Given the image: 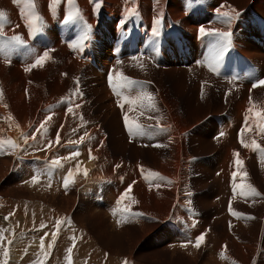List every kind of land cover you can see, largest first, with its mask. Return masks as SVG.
Masks as SVG:
<instances>
[{"label": "rangeland", "instance_id": "rangeland-1", "mask_svg": "<svg viewBox=\"0 0 264 264\" xmlns=\"http://www.w3.org/2000/svg\"><path fill=\"white\" fill-rule=\"evenodd\" d=\"M1 1L5 6L1 5ZM6 1L0 0V11L8 16L0 29V46L3 47L0 50L6 56L2 72L0 71L2 94L10 96L15 94V90H27L24 92L26 99L27 101L29 98L33 99L34 105L39 103L38 98L52 97L59 99L58 102L65 101L67 110L72 108V111L67 113V122L70 125L79 123V131L82 132H88L87 127H89L90 135L97 141H94L96 145H94V153L96 160L99 161L97 168L100 176L99 181L95 183L96 188L89 190L90 194H85L88 191H81L82 188L78 187L74 178L67 188L63 185L62 188L65 190L61 191L50 176L44 175V171L38 176L31 175L24 179L18 173L11 174L12 176L0 185V202L3 203L0 205V230H2L0 233L5 236L2 240H6L1 244L0 264H17L13 261L8 262L11 260L8 257L9 253L7 256L4 255L5 249L8 251L10 247L20 250V255L17 257L19 259L17 262L20 264H34V262L39 264V261H43V264H68L69 254L65 250L69 247L73 248L70 254L71 264H124L125 261L127 264L129 261L132 264H204L208 261L207 254L215 259L213 261L216 264H219L218 262L220 264H264V165L261 164V153L258 149L243 147L240 143L241 139L249 145L255 141L264 148V132L262 133L259 127V124L264 121L256 115L264 110V86L253 87L254 83L264 80V0H246L247 2L245 0H194L189 6H186L183 1L187 15L181 20V26L185 29L180 27L187 32L190 31L187 44L192 41L196 43V48L190 47L187 51L186 64L177 68L163 67L158 63V59L161 56V48L171 36L174 35L177 41L183 39L186 43L183 35L187 36L178 26L174 29L175 32H171V35L168 34L169 36L161 40L150 28L149 34L146 30H136L132 26L136 22L126 18L121 24L122 30L119 28L118 31L121 50L119 49V55L114 62L110 61L108 65V77L112 76L114 80L112 79L111 86L108 78L103 82L104 84L101 81L100 84L103 85L98 84L100 87H97L102 89L106 83H109L107 85L108 88L110 87L109 90L105 89L107 92L103 93H107L111 100L112 98L115 100H108L109 104L106 107H104L106 100L102 99V91L95 90L93 78L84 75L82 71L77 76L63 72V64L66 60L61 48L66 44L63 45L61 40L64 42L65 38L72 33L71 31L77 29V25L60 20L58 18L60 11H54V17L57 20L53 18L42 23L41 18L44 13H40L37 6L30 7L27 0ZM228 8L231 12L227 11ZM237 9L241 10L236 12ZM30 12H34L40 18L36 21L39 25L35 33L28 31L30 29H27L28 26L25 25L27 14ZM223 13H228V16H224ZM135 26L138 27V25ZM188 27L191 28L187 29ZM201 29L204 30L203 33ZM221 33L230 35L225 38L220 35ZM139 35L148 38H144V44H141L145 51L149 50L148 59L143 57L145 55L139 57L146 58L145 60L136 59L135 61V58H123V54L134 56L132 46L138 45V42L135 44L134 42L138 41ZM13 36H19L21 42L13 41L11 39ZM244 40L248 47L246 50H250L247 56L240 51ZM251 48L254 49L251 50ZM45 52H48L50 59L46 60L42 67L37 66L25 71L31 63H35L37 57ZM34 53L36 57L33 56ZM191 54L193 56L196 54V60L191 59ZM254 57L262 60L261 65L259 59L253 62ZM137 60H139L138 63ZM121 61H123L122 65ZM249 61H251V70L245 73L243 64ZM128 62L131 63L127 64ZM58 67L65 75L64 77L60 75ZM236 67H238L240 78H237L233 72ZM118 72L124 77L129 76L128 80L131 82L126 83V89L125 86L119 87L125 82L118 81ZM243 74L246 77H242ZM183 77L185 79H182ZM116 87L119 88L116 90ZM38 93L41 97H38ZM148 96L152 99L149 100ZM117 101H120L119 104ZM250 108L253 111H248ZM10 109L16 115L21 114L19 108L12 106ZM125 117L128 118L129 125L132 127L131 131L129 126H126ZM137 124L141 126L139 129L135 127ZM246 124L249 125V131L244 128L247 127ZM254 124H257L259 129ZM235 125L241 127L236 129ZM64 144L70 147L73 144L72 138L69 137ZM68 152L71 153L67 155L71 156L73 150ZM234 152L238 153V158L243 161V166L240 168L235 163L237 157H232ZM5 158L0 155V159ZM74 159L78 158L74 157ZM55 160L56 158L48 163L47 166L52 165L50 167L52 170L49 171L55 170ZM72 162L68 161L65 164L67 175L69 168L72 169V166L69 167ZM227 164L233 166L235 164L234 170L225 172L223 167ZM234 172L237 173L236 176H233ZM153 173L158 175L153 176ZM244 173L247 175L245 176ZM40 176L46 179L39 180ZM33 177H37L38 180L33 182ZM61 180L63 181L64 178ZM106 180H112L111 188L118 190V192L115 191L118 198L116 201L106 198L108 186V182L104 184ZM21 183H25L29 188L24 193L20 189ZM241 184H251L260 195L245 198L240 194L239 187L234 194L233 186ZM47 189L49 192H46ZM41 192L43 195H40ZM50 194L55 197L51 198ZM33 199L40 202L37 203ZM8 207L10 210L7 209ZM41 207L43 210L49 207L51 215L56 212L54 219L51 217V222L39 221ZM230 207L232 212L243 215L234 216L230 212ZM18 210L25 213L31 219V223L26 222L28 218L24 219ZM33 210H39L38 214ZM10 212H12L11 216ZM33 214L35 216L37 214V218ZM57 220H62L60 227L63 229L57 230L54 227ZM41 224L45 227H41ZM28 225H30L29 231L32 229V232H27ZM41 228L47 229L49 234H43ZM189 228H194L198 232L201 229L200 233L205 234L203 242L206 246L203 242L199 247L194 246L197 239L189 238ZM53 230L57 232L58 240H55L53 247L48 249L46 245L52 238ZM227 231L229 234L225 233ZM20 233L23 235L25 233V239ZM14 234H17V238L19 236L21 242L11 246L9 240L12 241ZM177 235L178 238H176ZM42 236L45 247L41 251ZM73 237H76L74 247ZM174 239H179L180 243L185 245L180 250L195 249L196 260L191 261L179 253L178 248L175 249L171 244L172 241L175 243ZM35 244H37L35 249L38 256L30 261L29 257L33 255L28 250ZM220 248L221 251L215 253ZM236 248L238 251L244 249L243 253L240 252L241 257L239 252L238 254L235 252ZM23 252H25L24 255ZM33 254L35 255L36 252ZM213 261L209 260V264H213Z\"/></svg>", "mask_w": 264, "mask_h": 264}, {"label": "bare ground", "instance_id": "bare-ground-1", "mask_svg": "<svg viewBox=\"0 0 264 264\" xmlns=\"http://www.w3.org/2000/svg\"><path fill=\"white\" fill-rule=\"evenodd\" d=\"M6 1V0H5ZM14 1V0H13ZM19 1H25V0H19ZM33 3H35L37 6V9H39L40 13H44V16L42 15L41 18V22L45 23L49 20H53L54 17V11L58 12L60 11V14L58 15V18L62 21H65V18L68 14H73L74 15V19H72L71 21L68 22H72L74 24L77 25V29L74 31H71L72 33L65 38L64 42L63 40L62 43L63 46L62 48L65 50H63L61 47V50L63 52L64 55V60H66V62H64L63 64V72L72 74L77 76L78 73L80 71H82L84 73V75L86 76H90L91 78H93L94 80V85L96 86L95 90L99 91L101 90L102 93L103 92H107L106 90H109L108 86L109 83H106V85H104L102 87V89L97 88L100 87V85H103L109 77H108V72H109V63L111 61L114 62V60L116 59L117 55H119V49L121 50V44H119V40H120V35L118 33L119 28L123 25L124 21L126 18H129L132 21H135L136 23H133V28H135L136 30H146L148 32V34L150 33L149 31H153L154 34H156L157 37H159V39H165L167 36L171 35V32L174 31V29H176V26H178L180 28V30L187 36L184 37V39L186 40V43L180 39H178V41L176 40L175 36H171L170 38L167 39V43L163 46V48H161L160 50V55L159 59H158V63L161 64V66L165 67H171L174 68L177 66H182L185 63V61L188 58V50H190V47H192V49L196 48L195 44L190 41V44H187V39H189L190 37V31H185L181 26V20L183 18L186 17L187 12L186 10H184V5L186 4V6L190 4L191 1L194 0H72V3H69V0H57V2L52 3V7L50 8V0H32ZM185 2V4L183 5L182 2ZM246 1V0H245ZM249 1V0H248ZM7 2V1H6ZM211 2V1H210ZM215 2V1H214ZM212 2V3H214ZM247 2V1H246ZM13 3V2H11ZM17 3V2H16ZM21 3V2H20ZM19 4V3H18ZM24 4V3H23ZM22 4V5H23ZM208 4V3H207ZM1 5H4V2L1 1ZM13 5V4H12ZM20 5V4H19ZM5 6V5H4ZM16 7L18 8L17 4ZM15 7V8H16ZM219 7V6H218ZM7 8V7H6ZM12 8V7H11ZM215 8V7H213ZM4 10V9H3ZM22 10V9H20ZM241 9H237V11H239ZM257 10V9H256ZM17 11V10H16ZM228 12H231L230 8H228L227 10ZM258 11V10H257ZM20 12V11H19ZM17 12V14L19 13ZM214 12V11H213ZM7 13V12H6ZM22 13V12H21ZM8 14V13H7ZM11 14V13H10ZM15 14V15H17ZM14 16V15H12ZM8 16H6L7 19ZM19 17V16H18ZM23 18V17H22ZM19 19V18H18ZM25 19V18H24ZM40 19V18H39ZM141 19V20H140ZM11 20V18L9 19ZM20 20V19H19ZM54 20H57L56 18ZM159 21V23H155V21ZM248 20V19H247ZM22 21V20H21ZM16 22V21H15ZM51 22V21H50ZM54 23V21H52ZM248 22H251V20H248ZM9 23V22H8ZM12 24V23H11ZM50 24V23H49ZM21 25V24H19ZM27 25V24H25ZM39 25V23L37 24L35 21V27L37 28ZM45 25V24H44ZM135 25H138V27H136ZM15 26V23H14ZM17 26V25H16ZM22 26V25H21ZM143 26V27H141ZM183 28H181V27ZM13 27V26H12ZM46 27V26H44ZM142 29H140V28ZM11 28V27H10ZM151 30H150V29ZM191 27H188L187 29H190ZM250 28H252V26L250 25ZM29 29V27L27 28ZM38 29V28H37ZM121 29V28H120ZM5 30V29H4ZM9 30V29H8ZM122 30V29H121ZM125 30V29H124ZM13 32V30H11ZM17 31V29H16ZM30 31V30H28ZM133 31V30H132ZM175 32V31H174ZM27 33V32H26ZM35 33V31H34ZM132 33V32H131ZM130 33V34H131ZM142 33V32H141ZM29 34V33H28ZM128 34V32H127ZM169 34V35H168ZM175 34V33H174ZM26 35V34H25ZM22 35V36H25ZM34 37V34H32ZM68 35V34H67ZM122 35V34H121ZM142 35V34H141ZM146 35V34H145ZM144 35V36H145ZM177 35V32H176ZM10 36V35H9ZM59 36V35H58ZM65 36V35H64ZM154 36V35H153ZM32 37V39H33ZM62 37V35H61ZM125 37V36H124ZM131 37V36H129ZM26 38L27 35H26ZM25 38V40H26ZM53 38V37H52ZM51 38V39H52ZM145 38V37H144ZM144 38L142 36H137L138 41H135V43L138 42V45H133L132 46V50L134 56L132 57L131 54H123V58L126 59H131V58H135L134 60L136 61V59L142 60V59H148L149 57V50L145 51V49L143 48V44H144ZM147 38V37H146ZM145 38V39H146ZM193 38V37H192ZM2 39V38H1ZM24 39V38H23ZM43 39V38H42ZM136 39V38H135ZM134 39V40H135ZM148 39V38H147ZM35 40V39H34ZM33 40V41H34ZM37 40V39H36ZM39 40V39H38ZM54 40V39H53ZM56 40V39H55ZM133 40V41H134ZM155 40V39H154ZM3 41V40H2ZM45 41V40H44ZM59 41V39H58ZM150 41V40H149ZM159 41V40H158ZM27 42H29L27 40ZM26 42V43H27ZM122 42V41H121ZM131 42V41H130ZM250 42V40H249ZM2 43V42H1ZM6 43V42H4ZM3 43V45H4ZM162 43V42H161ZM39 44V43H38ZM55 44V42H54ZM142 44V45H141ZM53 45V44H52ZM58 45V44H56ZM37 46V45H36ZM55 46V45H54ZM139 46V47H138ZM260 46V45H259ZM38 47V46H37ZM41 47V44H40ZM43 47V46H42ZM130 47V46H129ZM198 47V46H197ZM200 47V46H199ZM257 47V46H256ZM0 48L3 49V47L0 46ZM19 48V47H18ZM39 48V47H38ZM37 48V49H38ZM48 48V47H47ZM259 48V47H258ZM130 49V48H129ZM152 49V48H151ZM235 49V48H234ZM248 49L247 47V43L246 40H244L241 44V50L242 53H244L245 56L248 55V53H250V50H246ZM254 49V48H253ZM251 48V50H253ZM32 50V49H31ZM43 50V49H42ZM38 51V50H37ZM131 51V50H130ZM198 51V50H197ZM239 52V51H238ZM253 52V51H252ZM259 52V51H258ZM30 53V52H29ZM193 53V52H192ZM240 53V52H239ZM16 54V53H15ZM35 54V53H34ZM158 54V53H157ZM142 55H145L143 57L146 58H139ZM240 55V54H239ZM26 56V55H25ZM29 56V55H28ZM32 56V55H31ZM36 57V54L33 55ZM122 56V55H121ZM153 56V55H152ZM202 56V55H201ZM258 56V55H257ZM6 57L4 55V53L0 50V71L2 70V65H4L5 63V58ZM24 57V56H23ZM52 57V56H51ZM119 57V56H118ZM155 57V56H154ZM196 54L193 56L191 54V59L192 60H196ZM253 57V56H252ZM54 58V57H53ZM56 58V57H55ZM122 58V59H123ZM238 58V57H237ZM57 59V58H56ZM150 59V58H149ZM259 58L254 57V61H257ZM25 60V59H24ZM27 60V59H26ZM30 59L28 58V61ZM34 60V59H33ZM125 60V59H124ZM139 60H137V63L139 62ZM259 64L262 62L261 59H259ZM32 61V60H31ZM147 61V60H146ZM145 61V62H146ZM246 61V60H245ZM23 62V61H22ZM60 62V61H59ZM58 62V63H59ZM120 62V61H117ZM116 62V63H117ZM150 62V61H149ZM157 62V61H156ZM30 63V61L28 62ZM54 63V62H53ZM63 63V62H62ZM123 61H121V65H122ZM125 63V62H124ZM131 63V62H130ZM129 62L127 64H130ZM133 63V62H132ZM32 64V63H31ZM126 64V63H125ZM153 64V63H152ZM254 64V63H253ZM56 65V64H55ZM116 65V64H113ZM137 65V64H136ZM147 65V63L145 64ZM256 65V64H255ZM261 65V64H260ZM24 66V65H23ZM27 66V65H26ZM124 66V65H123ZM160 66V67H161ZM117 67H120L119 65H117ZM141 67V66H140ZM147 67V66H146ZM66 68V69H65ZM111 68V67H110ZM145 68V66H144ZM58 69L60 70V68L58 67ZM65 69V70H64ZM124 69V68H123ZM122 69V70H123ZM193 69V68H192ZM195 69V68H194ZM264 69V68H263ZM85 70V71H83ZM138 70V69H137ZM186 70V68H185ZM126 71V70H125ZM135 69L132 70V72L134 73ZM2 72V71H1ZM61 72V70H60ZM130 72V70H129ZM185 72V71H184ZM59 73V72H58ZM119 73V72H118ZM131 73V72H130ZM1 74V73H0ZM3 74V73H2ZM184 74V73H183ZM60 75H63V77L65 76L62 72L60 73ZM115 75V74H114ZM113 75V76H114ZM123 75V74H122ZM116 76V75H115ZM114 76V78H115ZM184 76V75H183ZM187 76V74H186ZM79 77V76H78ZM85 77V76H84ZM185 77V76H184ZM182 79H185V78ZM67 78V77H66ZM129 78V76H128ZM68 79V78H67ZM75 79V78H74ZM109 80V79H108ZM114 80V79H113ZM134 80V79H133ZM102 81L103 84H100ZM241 80H239L240 82ZM72 82V81H71ZM108 82V81H107ZM131 82V81H130ZM224 82V81H223ZM78 83V82H77ZM92 83V84H93ZM126 83V82H125ZM91 84V83H90ZM91 84V85H92ZM98 84H100L98 86ZM112 84V83H111ZM242 84V83H241ZM243 84H246L243 82ZM27 85V84H26ZM29 86H31L30 84H28ZM26 87V86H25ZM120 87V86H119ZM116 87V90L117 88ZM121 88V87H120ZM126 89V86L124 87ZM31 89V88H30ZM106 89V90H105ZM199 89V88H198ZM15 94H11L9 95H0V141H7V140H11L15 145H17V147H12L11 145L7 144V143H3L0 144V155L8 158V159H0V185L3 184V182L9 177H11V174H16L18 173L19 176H21L22 179H24L25 177H29L31 175L34 176H38V174L40 175V173L42 171H44V175H47L51 177L52 180L55 181V183L57 184L56 187L58 186L61 191H64L65 188H62V186L64 185V180L62 181L61 178H65L67 176L66 173V168L65 164H67L68 161H73L69 167L72 166V169L69 168V170L73 171L74 175L72 176V180L74 178V181L76 182V184L78 185V187H81V191H88L85 194H90L91 192H89V190H92L95 187V183H97L99 181V176H100V172L97 168V163L99 162L98 160H96L95 157V153H94V141L97 142L96 140H94V138L90 135V128L87 127V131L88 132H82L79 131V123H73V124H69L67 122V113L69 112L67 110V106L66 104L64 105L65 101H59V99H53L52 97L50 98H44V99H39L38 101L39 103H37L36 105L33 104V99L29 98V101H27L26 99V94H24V92H27V90H15ZM42 91V90H41ZM96 91V92H97ZM115 91V90H114ZM121 91V90H118ZM10 92V91H8ZM0 93H2L1 89H0ZM98 93V92H97ZM101 93V92H100ZM113 93V92H112ZM111 93V94H112ZM120 92H118L119 94ZM122 93V91H121ZM126 93V92H125ZM29 94V93H28ZM37 94V93H36ZM117 94V93H116ZM115 94V96H116ZM124 94V92H123ZM38 93V97H41V95ZM99 95V93H98ZM110 95V94H109ZM122 95V94H121ZM120 95V96H121ZM128 95V93H127ZM130 95V94H129ZM35 96V94H34ZM104 96V97H103ZM113 96V95H112ZM45 97V96H44ZM111 97V95H110ZM129 97V96H128ZM246 97V96H245ZM116 98H118L116 96ZM192 98V97H191ZM100 99V98H99ZM102 99H105L106 101H104V107L108 106V100L112 101L109 98L107 93H103L102 94ZM101 99V100H102ZM115 100V98H114ZM113 100V101H114ZM128 100V99H127ZM71 101V100H70ZM103 101V100H102ZM76 102V101H74ZM117 101V104H119ZM67 103V101H66ZM81 103V102H80ZM69 104V103H68ZM67 104V105H68ZM111 104V103H110ZM130 104V103H129ZM16 107L19 112L21 114L16 115L15 112H13L10 107ZM70 106V104H69ZM72 106V105H71ZM73 106H75V104L73 103ZM246 106V105H245ZM110 107V106H109ZM116 107V106H115ZM111 108V107H110ZM245 108V107H244ZM109 109V108H108ZM243 109V108H242ZM17 110V111H18ZM110 110V109H109ZM125 110V109H123ZM128 110V109H127ZM103 111V110H102ZM107 111V108H106ZM105 111V113H106ZM249 111V110H248ZM108 112V111H107ZM158 112V111H157ZM244 112V111H243ZM250 113V112H249ZM107 114V113H106ZM48 117H51L50 119H48ZM251 117V116H249ZM74 118V117H73ZM76 119V118H74ZM109 119V118H108ZM112 119V118H111ZM154 119V118H153ZM160 119V118H159ZM241 119V118H240ZM255 119V118H252ZM80 120V119H78ZM170 120V119H169ZM256 120V119H255ZM254 120V121H255ZM258 120V119H257ZM112 121V120H111ZM250 121V120H249ZM253 120H251L252 122ZM256 122V121H255ZM259 122V121H258ZM257 122V123H258ZM44 124V128H41V124ZM112 124V123H111ZM169 124V123H168ZM259 124V123H258ZM84 125V124H83ZM82 125V126H83ZM114 125V124H113ZM238 125V124H237ZM235 125L236 129L240 128L241 126H237ZM257 124H254V126H256ZM260 125V124H259ZM230 126V125H229ZM234 126V125H233ZM247 127L246 128L248 131V127L249 125L246 124ZM258 126V125H257ZM256 126V127H257ZM228 127V126H226ZM37 129H40L39 131H37ZM257 129H259V127H257ZM255 129V130H257ZM258 131V130H257ZM215 132V131H214ZM59 133V142L57 143V134ZM252 133V130H251ZM255 133V132H254ZM259 133V132H258ZM263 133V132H262ZM23 134V135H22ZM213 135V134H212ZM27 137V140L24 139V137ZM71 137L73 144L70 147H67L66 144H64V142L68 141V138ZM81 137H83V141H81ZM262 139V138H261ZM112 142V141H111ZM124 142V141H123ZM96 146V145H95ZM69 150H73V152H78L79 155L76 156L78 159H74V157L69 156L67 154H70L71 152H68ZM229 151V150H228ZM227 151V152H228ZM89 153H91V155L94 157V159H89ZM231 153V152H229ZM230 155V154H228ZM58 156V157H57ZM225 156V154H224ZM232 157H234V155H232ZM56 158V162H54L56 165L55 170L53 171H49L52 170L50 169V167L52 166H47L48 163L50 161H53ZM261 158V157H260ZM226 159V158H225ZM232 159V158H231ZM66 160V161H64ZM102 160V159H101ZM235 160V158H234ZM223 161V160H222ZM229 161L230 158H229ZM233 161V160H232ZM228 162V161H227ZM224 163V162H222ZM232 163V162H231ZM226 164V163H225ZM229 164V163H228ZM224 165L223 169L225 170H229L230 172L233 171L234 166L233 165ZM216 165V164H215ZM68 166V165H67ZM164 166V165H163ZM148 167V166H147ZM168 167V166H167ZM46 168V169H45ZM159 168V167H158ZM165 168V167H164ZM100 169V168H99ZM151 169V168H150ZM232 169V170H231ZM68 170V169H67ZM84 170H87V174H84ZM159 170V169H158ZM261 176V175H260ZM61 177V178H60ZM37 178V177H36ZM42 180L46 179L45 177L42 178L41 176L39 177ZM17 180V179H16ZM38 180V179H37ZM41 180V181H42ZM50 179H48L49 181ZM25 181V180H23ZM28 181V180H27ZM32 182V181H31ZM46 182V181H45ZM108 182V186L106 188V195H107V199H112V200H117V196H116V192H118V190H115L114 188H111V184L113 183L112 180L108 181H104V184ZM118 182V181H117ZM10 183V182H9ZM40 183V182H39ZM31 184V183H30ZM73 184V183H72ZM102 184V183H101ZM104 184L102 186H104ZM16 185V184H15ZM20 185V189L21 192L24 193L27 191V185L25 183H21ZM43 185V184H42ZM41 185V186H42ZM4 186V185H3ZM8 186V185H6ZM36 186V185H35ZM34 186V187H35ZM40 186V185H39ZM38 186V187H39ZM44 186V185H43ZM101 186V185H100ZM32 187V186H31ZM46 187V186H45ZM44 187V188H45ZM55 187V186H54ZM77 187V186H76ZM4 188V187H3ZM7 188V187H6ZM10 188V187H9ZM13 188V187H12ZM16 188V187H15ZM14 188V189H15ZM41 190H44L43 188L39 187ZM52 188V187H51ZM50 188V190H51ZM74 188V187H73ZM101 188V187H100ZM103 188V187H102ZM154 188V187H153ZM19 189V188H18ZM29 189V188H28ZM38 189V188H37ZM80 189V188H79ZM167 189V188H166ZM4 190V189H3ZM7 190V189H6ZM33 190V189H32ZM35 190V189H34ZM49 189L46 190V192ZM77 190V189H76ZM163 190V189H162ZM13 191V190H10ZM15 191V190H14ZM36 191V190H35ZM139 191V190H138ZM154 191V190H153ZM38 192V191H37ZM40 192V190H39ZM38 192V193H39ZM45 192V191H43ZM43 192L40 193V195H43ZM49 192V191H48ZM52 192V191H51ZM120 192V191H119ZM6 193V192H5ZM12 193V192H11ZM57 193V191H56ZM62 193V192H61ZM121 193V192H120ZM69 194V193H68ZM84 194V195H85ZM159 194V193H158ZM5 195V194H4ZM12 195V194H11ZM28 195V194H27ZM52 195V194H50ZM142 195V194H141ZM31 196V195H30ZM39 196V195H38ZM45 196V195H44ZM65 196V195H64ZM63 196V197H64ZM124 196V195H123ZM149 196V195H148ZM53 197V195L51 196V198ZM55 197V195H54ZM53 197V198H54ZM75 197V196H74ZM12 198V197H11ZM14 198V197H13ZM47 198V197H46ZM125 198V197H124ZM251 198V197H250ZM3 199V198H2ZM75 199V198H74ZM37 203L40 202L39 200H35ZM55 199H53L54 201ZM1 201V200H0ZM3 201V200H2ZM8 201V200H7ZM6 201V202H7ZM49 201V200H48ZM138 201V200H137ZM156 201V200H155ZM161 201V200H160ZM16 202V201H15ZM35 202V203H36ZM73 202V201H72ZM176 202V201H175ZM183 202V200H182ZM151 203V202H150ZM3 204L0 202V205ZM16 205L18 203H15ZM42 204V203H41ZM40 204V205H41ZM44 204V203H43ZM144 204V203H143ZM157 204V203H156ZM185 204V203H184ZM5 205V204H4ZM35 205V204H34ZM39 205V204H37ZM47 205V204H46ZM54 205V204H53ZM3 206V205H2ZM6 206V205H5ZM4 206V207H5ZM12 206V205H11ZM14 206V205H13ZM21 206V204H20ZM147 206V205H146ZM145 206V207H146ZM183 206V205H182ZM15 207V206H14ZM35 207V206H34ZM154 207V206H153ZM21 208V207H20ZM114 208V207H113ZM8 210H10V207L7 208ZM19 209V208H18ZM40 212L39 215L40 217V222L41 223H45L44 220L46 222H49L51 220V217H53L55 215H51V210L49 207H47V210H43L42 207L39 208ZM111 209V208H109ZM120 209V208H119ZM156 209V208H155ZM16 210V209H15ZM20 210V209H19ZM21 216L26 219V222L31 223V219L22 211H19ZM32 210V209H31ZM129 210V209H128ZM153 210V209H152ZM34 211V210H33ZM39 211V210H37ZM37 211H34L35 213H37ZM53 211V210H52ZM143 211V210H141ZM17 212V210H16ZM33 212V213H34ZM156 212V211H155ZM189 212V211H188ZM12 212H10L11 214ZM45 213V215H44ZM158 213V212H157ZM9 214V213H8ZM38 214V213H37ZM37 214L36 216L34 215V217L37 218ZM7 215V214H6ZM12 215V214H11ZM10 215V216H11ZM38 215V216H39ZM43 215V216H41ZM61 215V214H60ZM27 216V217H26ZM6 217V216H4ZM45 217V218H44ZM59 217V216H58ZM62 217V216H61ZM15 218V216H14ZM20 218V217H19ZM22 218V219H23ZM56 218V217H55ZM188 218V217H187ZM54 219V217H53ZM52 219V220H53ZM60 219V218H59ZM114 220V219H112ZM162 220V219H161ZM227 220V218L225 219ZM6 221V220H5ZM36 221V220H35ZM62 221V220H61ZM230 221V220H229ZM51 222V221H50ZM65 222V221H63ZM114 222V221H113ZM116 222V221H115ZM138 222V221H137ZM140 222V221H139ZM225 223V222H224ZM16 225V224H15ZM47 225V224H46ZM226 225V224H225ZM230 225V224H229ZM26 226V224H25ZM53 226V225H52ZM251 226V225H250ZM33 227V226H32ZM47 227V226H46ZM55 227V226H54ZM53 227V229H55ZM112 227H114L112 225ZM228 227V226H227ZM15 228V227H14ZM62 228V227H60ZM59 228V229H60ZM249 228V227H248ZM10 229V228H9ZM34 231H36V228L34 227ZM42 229V228H41ZM63 229V228H62ZM146 229V228H145ZM189 238H194L197 239V237H200L202 234L200 233V231L198 232L196 229L194 228H189ZM228 229V228H227ZM22 230V229H21ZM27 232H32L30 230V225L27 226L26 228ZM25 230V231H26ZM40 230V229H39ZM43 230V229H42ZM56 230V229H55ZM142 230V229H141ZM144 230V229H143ZM205 231V229L203 230ZM230 231V229H229ZM229 231L225 232L228 233ZM232 231V230H231ZM236 231V230H235ZM24 232V231H23ZM22 232V233H23ZM54 232V230H53ZM52 232V233H53ZM240 232V231H238ZM247 232V231H246ZM16 233V232H14ZM18 233V232H17ZM20 233L22 235V237L24 238V235ZM43 234L47 233L49 234V232L46 230L42 231ZM73 233V232H72ZM237 233V232H236ZM242 233V232H241ZM7 234V233H5ZM19 234V233H18ZM32 234V233H31ZM34 234V233H33ZM187 234V236H188ZM229 234V233H228ZM234 234V233H233ZM4 234L0 233V236H3ZM8 235V234H7ZM11 235V234H10ZM15 237H13L10 245L12 246L13 244H15L16 242L18 243L20 241V238L18 236L17 238V234H14ZM20 235V236H21ZM205 237V234H203ZM242 235V234H241ZM76 236V235H75ZM228 236V235H227ZM237 236V234L235 235ZM11 237V236H10ZM30 236H28L29 238ZM43 237V236H42ZM58 237V235H57ZM86 238L88 236H85ZM170 237V236H169ZM27 238V237H26ZM27 238V239H28ZM76 238V237H75ZM89 238V237H88ZM176 238H178V235L176 236ZM25 239V238H24ZM26 239V240H27ZM34 239V238H33ZM90 239V238H89ZM227 239V238H226ZM58 239L56 238V241ZM85 240V239H84ZM172 240V238H171ZM204 240V239H203ZM10 241V240H9ZM30 241V240H29ZM33 241V240H32ZM41 241V240H40ZM163 241V240H161ZM175 243L172 241L171 244L172 246L177 249L178 248V252L182 253L184 256H186L189 260L191 261H195V254H196V250L195 249H191L190 251L188 250H180L181 248L185 247V245L180 243L179 239H174ZM6 242V240H0V248H2L1 244ZM21 242V241H20ZM157 242V241H156ZM16 243V244H17ZM28 243V242H27ZM34 243V241H33ZM32 243V245H33ZM49 243H53L52 238H50V242ZM55 243V242H54ZM30 244V243H29ZM41 244V242H40ZM61 244V242H60ZM83 244V243H82ZM194 244V242H193ZM193 244L191 245V247L193 246ZM203 244L205 245V243L203 242ZM207 244V243H206ZM242 244V243H241ZM9 245V244H8ZM169 245V244H168ZM176 245V246H175ZM6 246V245H5ZM18 246V245H17ZM27 247V244L25 245ZM36 246L37 244H35L34 246H32V249H29L28 251L32 252L31 255L29 257V260L32 261L33 258H35V256H38L37 251H36ZM47 246V245H46ZM206 246V245H205ZM241 246V245H240ZM7 247V246H6ZM9 247V246H8ZM16 247V246H15ZM45 247V246H44ZM66 247V246H65ZM216 247V246H215ZM195 248V247H194ZM243 248V247H241ZM245 248V247H244ZM251 248V247H249ZM5 249V248H4ZM79 249V248H78ZM237 249V248H236ZM57 250V249H56ZM81 250V249H80ZM97 250V249H96ZM174 250V249H172ZM180 250V251H179ZM1 249H0V257H1ZM23 251V250H22ZM42 251V250H41ZM66 251V250H65ZM64 251V252H65ZM218 251H221V248L218 249L215 253H218ZM244 251V249H243ZM243 251H238V249L235 251L240 253H243ZM4 252V251H3ZM9 253L8 257H10L11 260L13 262H16L17 264H20L17 262V257L20 255V250H18L17 248H13L10 247L9 250L7 251ZM36 252V254L34 255L33 253ZM40 252V251H39ZM46 252V251H45ZM54 252V250H53ZM58 252V251H57ZM208 252V251H207ZM43 254V252H41ZM214 253V254H215ZM241 253L239 254L241 257ZM255 253V252H254ZM23 255L25 254V252L22 253ZM21 254V255H22ZM27 254V253H26ZM59 254V252H58ZM65 254V253H64ZM213 254V253H212ZM253 254V253H252ZM182 255V256H183ZM217 256V255H216ZM243 258V255H242ZM7 259V258H6ZM206 259H208V261H206L204 264H209V260L213 261L215 259H213L212 257H210V254H207ZM227 259V258H226ZM221 260V259H220ZM7 261V260H4ZM219 261V260H218ZM54 262V261H53ZM104 262V261H103ZM215 263V261H213ZM212 263V262H210ZM213 263V264H214ZM220 264V262H218ZM225 263V262H224ZM8 264V263H7ZM129 264H132L131 261H129ZM216 264V263H215Z\"/></svg>", "mask_w": 264, "mask_h": 264}, {"label": "snow or ice", "instance_id": "snow-or-ice-1", "mask_svg": "<svg viewBox=\"0 0 264 264\" xmlns=\"http://www.w3.org/2000/svg\"><path fill=\"white\" fill-rule=\"evenodd\" d=\"M14 2H15V0H14ZM27 2L29 3L30 7H32V8L35 7L34 3H32V0H27ZM55 2H57V0H50V5H49L50 8L52 7V3H55ZM69 3H72V0H69ZM223 15L224 16H228V13H223ZM26 18H27V26L29 27L30 31L31 32L38 31V29L35 27V21H38L39 17L37 15H35L34 12H30V13L27 14ZM72 19H74V15L70 13V14H68L66 16L65 22L71 21ZM5 22H6V14L4 12L0 11V29H2L3 24ZM155 23L158 24L159 21L157 20V21H155ZM200 31H201V33L204 32L203 29H201ZM220 35L225 37V38H227V37H229L230 34L229 33H221ZM11 39L13 41H16V42H21V38L19 36H13V37H11ZM48 59H50V57L48 55V52H45L42 56L37 57L35 63L29 65V67L26 68L25 71H28V70H30V68L37 67V66H41L42 67L44 62L46 60H48ZM112 79H113L112 76H109L110 86H111ZM117 79H118V81H124L126 83H130L128 78L124 77L120 73H117ZM126 83H121L119 86H121V87L126 86ZM257 86H264V80H260L257 83L253 84L254 88L257 87ZM0 95H2V93H0ZM147 98L149 100L152 99L151 96H148ZM250 103H251V100H250ZM68 111L71 112L72 108L70 107L68 109ZM249 111L251 112V111H253V109L250 108ZM256 115L261 121H264V110H261L260 112L256 113ZM50 118L51 117H48V119H50ZM246 119H247V117H246ZM125 123H126V126H129V131H131L132 127L129 125L127 117H125ZM135 127L137 129H139L141 126L137 124V125H135ZM259 127H260V130L262 132H264V123L260 124ZM41 128H44V124L43 123L41 124ZM39 130L40 129H37V131H39ZM221 135H223V133H221ZM24 139L27 140V137L25 136ZM83 139L84 138L81 137V141H83ZM56 140H57V143H58L59 142V133L57 134ZM3 143H7V144L11 145L12 147H17V145H15L10 139L7 140V141H0V144H3ZM240 143L242 144L243 147H250L253 150H257L258 149L260 151V153H261V164L264 165V148H261L260 145L256 144L255 141H253L252 144L249 145V144H246L243 139H241ZM157 146H159V145H157ZM71 155H72V157H76V156L79 155V153L78 152H73ZM233 155L237 157L235 163L238 166V168L242 167L243 166V161L238 158L239 154L234 152ZM89 159H94V157L91 155V153H89ZM117 167H119V165H117ZM84 174H87V170H84ZM152 175L153 176H157L158 174L153 173ZM236 175H237V173L234 172L233 176H236ZM244 175L246 176L247 174L244 173ZM72 176H73V173H72L71 170H69L68 175L64 178V186H65V188H67L69 183L72 181ZM36 179H37L36 177H33V182H36ZM161 179H163V178L161 177ZM237 187L240 188V194L243 195L245 198H247L248 196H258V195H260V193L257 192V190L251 184L234 185L233 186L234 194L236 192V188ZM230 212H232L231 207H230ZM232 214L234 216H237V217H240V216L243 215L241 213H236V212H232ZM250 218L251 217H249V219ZM5 219H8V217H5ZM61 223H62L61 220H57L56 221L55 227L57 228V230H59ZM41 227H45V225L41 224ZM0 231H2V230H0ZM45 235H47V233H45ZM56 237H57V232H53L52 233V241H53V243H49L47 245L48 249H51L53 247V244H54V242L56 240ZM2 239H3V237L0 236V240H2ZM72 239H73V247H74L75 246V237H73ZM203 239H204V235L203 234L200 237H197V240H196L194 246L195 247H199L200 244L203 242ZM9 243H11V241H9ZM40 246H41V250H43L44 249V237H41V245ZM72 250H73L72 247H69L66 250V252L69 254L68 257H67L68 264H71V255L70 254L72 253ZM25 252H26V250H25ZM7 254H8L7 249H5L4 255L7 256ZM45 255H47V253H45ZM105 255L107 256V254H105ZM221 255H222V258H223V254H221ZM34 264H37V262H34ZM39 264H43V261H39ZM124 264H127V261H125Z\"/></svg>", "mask_w": 264, "mask_h": 264}]
</instances>
